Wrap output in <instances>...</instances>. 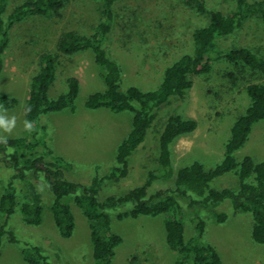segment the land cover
Listing matches in <instances>:
<instances>
[{
    "label": "rangeland",
    "instance_id": "374dc122",
    "mask_svg": "<svg viewBox=\"0 0 264 264\" xmlns=\"http://www.w3.org/2000/svg\"><path fill=\"white\" fill-rule=\"evenodd\" d=\"M23 0H9L8 11ZM208 8L233 10L234 0H205ZM115 18L107 38V50L121 66V89L137 86L153 90L162 80L163 71L179 56L193 51L192 34L195 28L208 24L209 17L190 9L184 0H116L113 5ZM100 0H66L58 14L29 15L15 23L9 30V43L0 72V96L15 98L9 108H0V118L11 121V131L0 127V140L8 137L27 136L39 141L26 155H46V159L63 157L71 163L64 170L65 178L88 184L95 176H104L116 165L119 143L131 128L132 113L114 112L102 107H86L87 96L105 88L100 67L95 63L90 49L65 54L56 43L61 34L75 30L91 34L102 15ZM225 50L245 46L264 55V17L251 15L242 25L227 36L217 38ZM57 52L56 78L48 89V97L56 98L67 90L66 78L77 76L80 88L73 109L66 107L41 115L42 126L33 136L25 127L23 109L29 95L31 77L38 71L41 54ZM211 70L193 75L192 87L184 99L172 97L169 104L158 110L157 118L148 130L145 140L130 157L128 174L115 181L104 179L97 198L103 200L119 196L148 178L149 171L157 174L148 193L168 190L173 180L159 177L157 172L158 136L167 116L176 112L196 119V129L177 138L172 144V161L175 168L192 161H200L206 168L215 166L224 155L225 142L238 115L250 103L246 86L251 82H264V73L243 63L226 58L215 59ZM45 142L50 150L44 147ZM239 161L244 155L264 161V119L255 123L244 146L235 152ZM15 171L0 154V197L9 180L13 181L18 203L27 200V186L19 177L11 179ZM31 176V175H29ZM42 196L43 214L38 225L24 221L17 205L7 220L17 241L6 236L0 249V264H29L22 248L40 246L53 264H94L90 222L73 197L63 201L69 204L75 226L71 236L60 234L50 209L53 194L45 176L39 172L29 177ZM171 181V182H170ZM211 187L236 189L237 176L228 172L214 178ZM184 205L181 213L186 238L196 236L197 219L205 222L201 240L210 243L225 264H264V243L252 238L253 219L249 212L235 211L229 199L217 204L193 203L188 208V198L178 197ZM131 208L130 203L108 208L110 228L122 237L114 248L111 264H176L178 253L171 250L165 240L166 214H140L119 217ZM224 212V221L217 220V212ZM4 218L0 212V223Z\"/></svg>",
    "mask_w": 264,
    "mask_h": 264
},
{
    "label": "trees",
    "instance_id": "16d2710c",
    "mask_svg": "<svg viewBox=\"0 0 264 264\" xmlns=\"http://www.w3.org/2000/svg\"><path fill=\"white\" fill-rule=\"evenodd\" d=\"M65 1L23 0L8 11L9 0H0V72L4 66L3 54L9 43L10 28L29 15L58 14ZM100 1L103 10L94 31L88 35L75 30L65 31L58 38L56 48L65 54L87 49L93 52L95 63L101 69L105 88L90 93L85 105L91 109L105 107L114 112L129 111L132 113L131 128L117 147L116 165L106 175L93 177L88 184L65 178L64 170L70 168L71 163L63 157L46 159L45 154L34 153L29 156L23 152L35 150L39 141H31L26 135L1 139L0 154L15 171L11 179L19 177L24 181L28 194L26 201L18 203L13 181H8L0 197V212L4 218L0 223V249L5 236L17 241L14 232L7 228V220L17 205L26 223L33 225L41 223L42 196L34 182L29 179L32 176L36 178L39 172L45 176L53 194L50 209L54 223L62 236H71L75 226L74 215L69 204L63 201L64 197L73 194V200L88 218L94 264L112 263L114 248L122 241V237L111 231L110 217L106 210L127 202L131 204V208L119 217L166 214L165 240L167 246L178 253L176 264H225L214 246L201 240L205 227L203 219H197L196 236L185 237L181 217L184 205L178 197L189 199L186 205L188 208L193 203L217 204L229 199L235 211L249 212L252 215V238L256 242L264 243V161L255 160L250 155H244L238 161L234 155L248 140L253 125L264 119V82L247 84L246 92L250 103L233 122L230 135L225 142L223 158L215 166L206 168L202 162L192 161L185 166L174 167L172 144L180 136L193 132L197 127V121L172 112L167 116L158 136L155 169L161 173L159 177L173 180L172 187L149 194L148 187L157 177V174L149 171L145 182L124 194L110 195L103 200L97 198L99 186L104 179L117 181L128 174L130 157L145 140L148 130L157 118L158 110L169 104L172 97L184 99L192 87V76L209 72L212 67L211 61L226 58L264 73V55L245 46L225 50L219 47L217 41L218 37L234 32L249 16L258 14L264 17V0H234V8L229 12L220 8H208L205 0H184L190 9L207 15L209 22L194 29L193 51L182 54L166 66L160 84L153 90H141L133 85L121 89V66L106 48L109 40L107 36L112 30L115 18L113 5L116 0ZM57 56V52L42 53L40 67L30 80L23 116L25 122L32 124V129L29 130L30 133L33 130L32 137L42 127L39 124L42 114L66 107L73 109L79 92V78L73 75L66 78L68 86L64 93L56 98L48 97V89L56 78ZM15 103V98L0 96V108H9ZM43 145L50 152L45 142ZM231 171L237 176L236 189L210 186L214 178ZM226 217V213L217 212L218 221H224ZM22 253L29 264H53L40 246L26 245L22 248Z\"/></svg>",
    "mask_w": 264,
    "mask_h": 264
},
{
    "label": "clouds",
    "instance_id": "9594fccd",
    "mask_svg": "<svg viewBox=\"0 0 264 264\" xmlns=\"http://www.w3.org/2000/svg\"><path fill=\"white\" fill-rule=\"evenodd\" d=\"M15 126V118H13L11 121H5L3 118H0V127H3L5 131H11V129ZM25 127L27 130L32 129V124L29 122H25ZM7 141H5V144Z\"/></svg>",
    "mask_w": 264,
    "mask_h": 264
}]
</instances>
